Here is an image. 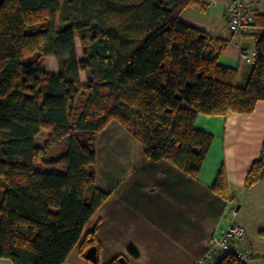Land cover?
<instances>
[{
  "label": "trees",
  "instance_id": "16d2710c",
  "mask_svg": "<svg viewBox=\"0 0 264 264\" xmlns=\"http://www.w3.org/2000/svg\"><path fill=\"white\" fill-rule=\"evenodd\" d=\"M192 6L206 8L201 0H5L0 258L66 264L78 247L85 259L92 247L100 250L101 224L88 227L111 193L96 186L93 167L97 137L111 123L141 144L147 161L169 162L197 179L214 142L196 128L199 115L252 114L264 101V12L253 13L257 57L240 87L238 70L220 64L232 39L181 22ZM48 57L57 72L40 66ZM42 130L48 135L39 145ZM55 150L59 156L51 157ZM263 180L264 147L244 188ZM213 191L238 201L225 167ZM218 264L247 263L229 256Z\"/></svg>",
  "mask_w": 264,
  "mask_h": 264
},
{
  "label": "crops",
  "instance_id": "0c3cea01",
  "mask_svg": "<svg viewBox=\"0 0 264 264\" xmlns=\"http://www.w3.org/2000/svg\"><path fill=\"white\" fill-rule=\"evenodd\" d=\"M201 1L206 8L192 6L185 9L180 15L181 22L224 38L214 28V15H207L209 10L215 12L220 5L223 7V18L231 34L230 38L224 39H232V43L221 56L220 64L237 69V84L245 87L253 65L246 63L242 52H254L256 39L253 36L234 37L227 13L232 0ZM214 2L216 6H212ZM252 10L253 13L264 12V4H254ZM43 64L40 65L42 68ZM196 128L214 136L197 179L169 162L147 161L141 144L117 122L98 135L97 163L93 169L96 186L111 193L88 227V231H92L101 224L97 232L101 246L99 264L114 261L118 264H199L209 240L234 222L246 229L254 250L255 257L247 264H264V236L261 234L264 222L253 230L245 217L237 223L234 219L240 216L243 206L231 209L232 203L213 191L219 173L225 167L231 195L244 196L249 204L256 203L264 211V180L250 191L244 188L246 178L264 147V101L259 102L252 114L199 115ZM234 212L237 215L231 218L230 213L233 216ZM97 263L82 257L79 247L66 262ZM0 264L13 262L0 258Z\"/></svg>",
  "mask_w": 264,
  "mask_h": 264
},
{
  "label": "built area",
  "instance_id": "2783aa9c",
  "mask_svg": "<svg viewBox=\"0 0 264 264\" xmlns=\"http://www.w3.org/2000/svg\"><path fill=\"white\" fill-rule=\"evenodd\" d=\"M254 4H264V0H232L228 4V23L234 37L241 38L254 33L255 19L252 10ZM216 5V2L212 3V6ZM242 57L246 63L253 65L257 52L248 53L244 50ZM236 215L234 212L233 217ZM229 256H234L242 263H248L255 257L246 229L235 223L209 240L208 249L199 260V264H218Z\"/></svg>",
  "mask_w": 264,
  "mask_h": 264
},
{
  "label": "rangeland",
  "instance_id": "374dc122",
  "mask_svg": "<svg viewBox=\"0 0 264 264\" xmlns=\"http://www.w3.org/2000/svg\"><path fill=\"white\" fill-rule=\"evenodd\" d=\"M212 14L214 15L213 17L214 24H215L214 28L218 30L217 32H219L220 34H223L222 36L224 38H230L231 34H229V30L223 18V7L220 5L217 11L211 12V10H209L207 12V15L212 16ZM76 41H77V46H78V57L79 59H82L83 53H82V48H81V44H80V40L78 36L76 37ZM43 66L44 68L50 71L52 70L57 71L58 69V63L55 57L48 58V60L44 62ZM82 80L85 83L86 78H85L84 73H82ZM47 135H48V132L46 130H42L41 134L37 138V144L42 145L43 140L47 137ZM59 154H60L59 151L55 150L50 154V156L57 157L59 156ZM37 167L41 168L42 170L45 169V167H42V166L37 165ZM56 168L61 169V167H53V169H56ZM1 188H2V185L0 184V191H1ZM0 199H1V194H0ZM239 206H243V208L240 211V216L234 219V221H236L237 223L242 222L243 217H245L246 220L247 219L249 220L250 227L253 230L255 228H258L257 226L261 225V223L264 222V211L262 210V208H259L256 203L249 204V202L246 200L244 196L242 197L240 196V198L238 197V201L231 204V209H236ZM230 217L233 218V216H231V213H230Z\"/></svg>",
  "mask_w": 264,
  "mask_h": 264
},
{
  "label": "water",
  "instance_id": "95a60500",
  "mask_svg": "<svg viewBox=\"0 0 264 264\" xmlns=\"http://www.w3.org/2000/svg\"><path fill=\"white\" fill-rule=\"evenodd\" d=\"M5 3V0H0V7ZM86 259L93 263L98 262V250L97 247H92L86 253Z\"/></svg>",
  "mask_w": 264,
  "mask_h": 264
}]
</instances>
